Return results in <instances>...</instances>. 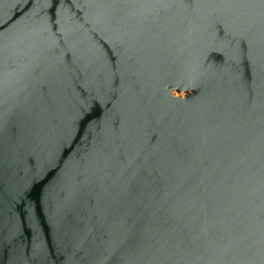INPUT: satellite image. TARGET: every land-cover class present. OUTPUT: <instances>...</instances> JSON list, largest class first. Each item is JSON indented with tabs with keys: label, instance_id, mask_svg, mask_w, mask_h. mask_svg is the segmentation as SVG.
Segmentation results:
<instances>
[{
	"label": "water",
	"instance_id": "obj_1",
	"mask_svg": "<svg viewBox=\"0 0 264 264\" xmlns=\"http://www.w3.org/2000/svg\"><path fill=\"white\" fill-rule=\"evenodd\" d=\"M0 264H264V0H0Z\"/></svg>",
	"mask_w": 264,
	"mask_h": 264
}]
</instances>
